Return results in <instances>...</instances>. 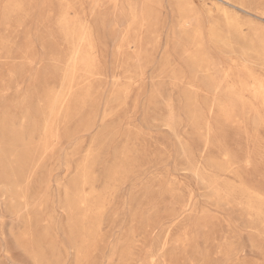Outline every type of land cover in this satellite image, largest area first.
<instances>
[{"label":"rangeland","instance_id":"374dc122","mask_svg":"<svg viewBox=\"0 0 264 264\" xmlns=\"http://www.w3.org/2000/svg\"><path fill=\"white\" fill-rule=\"evenodd\" d=\"M0 264H264V0H0Z\"/></svg>","mask_w":264,"mask_h":264}]
</instances>
